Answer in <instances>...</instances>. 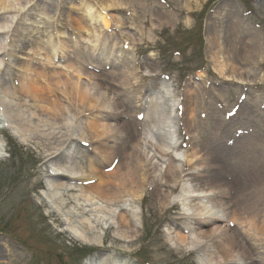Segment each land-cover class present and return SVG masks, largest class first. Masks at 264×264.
<instances>
[{
  "label": "rangeland",
  "instance_id": "obj_1",
  "mask_svg": "<svg viewBox=\"0 0 264 264\" xmlns=\"http://www.w3.org/2000/svg\"><path fill=\"white\" fill-rule=\"evenodd\" d=\"M8 1L5 7L0 5V83L9 88L11 78L40 81L65 75L74 81L73 67H83L85 73L80 80L89 86L90 94L94 92L92 86L99 84L100 95L112 104L117 101L116 112L121 115L108 124L119 127L127 118L134 120L141 163L155 164L158 176L173 158L181 171L175 192L162 189L176 202H164L163 206L151 196L152 184L148 180L138 198H126L118 205L106 207L101 214L97 208H76L69 199L65 210H73V220L86 224L90 233H101L99 247L85 246L73 239L66 222L41 197L51 182L48 164H41L49 154L64 151L70 160H102L90 143L66 142L76 140L80 134L75 125L79 110L73 108L66 120L60 121L69 129L58 130L56 125L47 132L37 128L36 134H27L26 144L18 142L8 130H0V264H84L101 250L116 258L125 256L134 264L218 262L210 252L196 250L194 245L206 244L203 239L175 250L166 228L192 224L195 213L188 202L197 193L186 190L210 183L217 166L229 170L243 148L253 143L264 148V0ZM87 10L91 16L106 15L108 26L104 28L99 19L90 18ZM71 19L79 20V25H73ZM92 27L101 31V43H86V30ZM59 42L75 46L77 52L82 50L83 56L65 54L59 49ZM46 52L53 53L51 61ZM59 87L52 91L59 93ZM149 93H157L161 106L148 104ZM10 100L15 107L16 99ZM24 101L23 118L30 119L34 110L26 111L31 102ZM169 105L177 110L170 117L165 109ZM145 108L155 114V123L147 120ZM190 118L197 122L195 128L190 125ZM49 133L53 139L51 134L47 137ZM157 136L170 146L167 150L174 146L178 153L169 152L172 158H162ZM105 145L106 153H121L127 143L110 140ZM194 152L203 157L204 172V167H188ZM261 156L260 152L256 154ZM110 167L105 162L101 171L109 173ZM192 173L201 178L190 183ZM254 174L264 178V165L257 164ZM86 176L77 174V178ZM242 176L236 168L232 179L224 176L231 189L218 211L238 210L240 221L257 216V224L261 225L264 206L246 194ZM180 195L181 199L177 198ZM63 198L68 200V194ZM121 207L135 218L138 241L132 246L114 242L115 220L110 217L115 219L114 211ZM52 215L60 223L54 222ZM228 220L226 216L215 225L228 229L230 234L234 231L230 225L238 222ZM237 240L248 252L259 248L264 260V246H258L257 239L248 236L243 240L237 235Z\"/></svg>",
  "mask_w": 264,
  "mask_h": 264
},
{
  "label": "bare ground",
  "instance_id": "obj_2",
  "mask_svg": "<svg viewBox=\"0 0 264 264\" xmlns=\"http://www.w3.org/2000/svg\"><path fill=\"white\" fill-rule=\"evenodd\" d=\"M8 2V0H0L1 8L5 7V4ZM111 7H115V5L111 4ZM88 10L87 13L90 18L96 17L99 19L104 28L108 26L109 20L106 15L96 14L91 16ZM70 21L75 26H78L80 22L77 19H71ZM86 31V43H101L100 30L92 27ZM58 47L65 51V54L66 52L71 54V57L83 56L81 49H79L81 52L74 50L76 49L75 46H65L62 42H59ZM45 56L49 61L54 58L53 53L46 52ZM73 71L75 72L74 81L65 75L50 77V79L40 81L38 79L11 78L9 88L0 83V130H8L18 142L26 144L28 142L27 134H36L37 128H45L47 132L53 130L52 128L56 125L58 126L56 129L58 130L69 129L68 126L60 124V121L66 120L73 108L79 110L75 114V117L78 118L75 121V125L80 134L76 140L69 139L66 142H88L91 144L89 145L91 149L95 150L97 156H101L102 160L98 162L94 157H82L79 161L70 160L69 157H66L64 151L57 155L49 154L46 161L42 159L44 161L41 164H48L47 168L50 170L51 182L47 185L46 190L41 193V197L66 222L68 231L76 242L85 246L99 247L102 243L101 233H90L88 226H85L86 224L73 220L74 212L72 209L65 210V206L69 204V199L75 203L76 208L79 206L90 207L93 210L97 208L100 211L97 213L101 214L104 213L103 211L106 207L113 204L118 205L122 201L124 202L126 198H138L144 182L148 180L152 184L150 194L158 201L160 206H163L164 202H176L175 198H169V194L162 191V189L168 190L169 193L177 190L176 182L180 180L181 169L177 167L176 160L169 155V152L171 155L174 151L178 153V148L172 146V149L167 150L166 148H170V146L165 145V140H160L158 136L156 137L159 141H157V147L160 156L162 158H172L165 167V171L159 172V175L156 176L157 167L155 164H151L150 161L145 164L141 163L142 157L140 151L137 149L138 142L136 140L138 132L136 131L134 120L127 118L125 123L119 127L118 125L110 126L108 122L116 120L121 115L116 112L118 109L117 101H114L112 104L111 100L105 99L100 95L98 90L101 86L99 84L92 86L91 90L94 92L90 94L89 86L81 83L80 80V76L85 73L84 68L73 67ZM107 84L113 87L119 86L113 83ZM58 86H60L59 93L52 91L53 88L56 89ZM149 95L148 104L157 108L161 106L157 93H149ZM11 98H15L17 101L15 107L11 106ZM24 100L31 102L25 110L28 112L34 110L31 112L32 118L30 119L23 118L24 114L21 110V102H26ZM94 108H97V110L94 111ZM165 109L169 117L174 114V111L177 112L173 105H169ZM110 110L112 112H108ZM148 110L150 109L145 108V117L150 123H155L157 121L155 114L149 113ZM79 115L81 116L78 117ZM33 121H35V124H33ZM189 122L192 127H196L197 122L195 119L190 118ZM53 138L54 136L51 139ZM33 140H37V138L33 136ZM110 140L126 142L125 151L130 149V152L123 150L124 152L119 153L114 150V152L106 153L104 150L106 149L105 144ZM42 146L46 148L45 145ZM247 147L240 150L237 156L238 160L234 161L235 163L231 164V166L229 164V170H227L228 167L224 170L222 167L217 166L214 168V178L210 179V183H205L191 191L186 190V192L197 193L194 196H190L194 199L188 202V205L193 208L195 214L191 220L192 224L187 225V227L167 226L166 230L170 235V243L174 246L175 250H181L179 247L186 246L187 243L194 245V241L203 239L206 241L204 246H194L200 252H210L213 254V257L219 260L214 264H237L236 260L243 262V264H264L263 258L260 257L259 248H254L252 253L248 252L241 245V242L237 240V235L241 236L243 240L248 236H252L260 242L258 246H264V221L261 225H258V217L253 215L250 219L244 218L245 221H240L237 218L240 215L238 210L222 211L223 213L218 211L225 205L222 200L226 198L231 189L229 184L224 181V176L227 175L232 179L234 168L243 174L240 179L247 185L245 191L247 190L246 192L248 193L246 194L249 197L255 198L257 204L264 206V178L256 174L252 175L257 168V164L264 165V148L255 146V143ZM258 152L263 157H256ZM191 157V160L189 159L187 162L188 167L193 170L204 167V172L206 165L203 157H200L198 152H194ZM105 162H108V165L111 166L110 169L112 170L109 173L101 171V166ZM78 172L87 175L86 178H77ZM189 178L191 181H188L191 183L198 181L201 177L198 174L192 173L189 175ZM221 180L223 181L221 182ZM170 183H174V185H169ZM65 194H68V200L64 198L62 200ZM183 194L185 193L181 195L183 196ZM181 195L177 198L182 197ZM170 208H174V206ZM241 211L244 214L247 212ZM114 213H117L115 219L110 217V220H115L116 222L113 225L115 227L114 235L117 237V239H114V242L134 245L138 241L134 216L122 209V207L118 211L115 210ZM107 216L110 215L108 214ZM226 216H228V222H238L237 225H230L234 226V231L230 234H228V229H220L219 226L215 225V223L223 221ZM52 218L54 222L60 223L58 218L53 215ZM165 219L168 221L169 218ZM205 227L209 229L205 230ZM102 228L104 229V227ZM239 229L242 232H239ZM108 231L109 229L106 230V232ZM112 255L111 252L106 253L101 250L94 255L90 263L84 262V264H134L133 262L126 261L125 256L124 258H121L123 256L116 258ZM254 255L256 256L253 259ZM1 257L2 254L0 253ZM200 263L203 264L204 261Z\"/></svg>",
  "mask_w": 264,
  "mask_h": 264
}]
</instances>
